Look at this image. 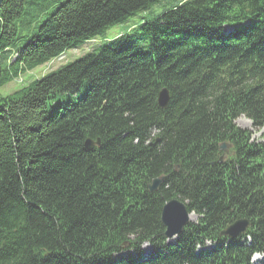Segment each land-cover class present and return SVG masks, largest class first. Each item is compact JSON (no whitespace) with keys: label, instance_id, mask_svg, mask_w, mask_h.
Masks as SVG:
<instances>
[{"label":"trees","instance_id":"obj_1","mask_svg":"<svg viewBox=\"0 0 264 264\" xmlns=\"http://www.w3.org/2000/svg\"><path fill=\"white\" fill-rule=\"evenodd\" d=\"M159 1L0 0V87ZM241 115L264 127V0H179L0 93V264H264V132ZM173 197L197 219L171 243Z\"/></svg>","mask_w":264,"mask_h":264},{"label":"rangeland","instance_id":"obj_2","mask_svg":"<svg viewBox=\"0 0 264 264\" xmlns=\"http://www.w3.org/2000/svg\"><path fill=\"white\" fill-rule=\"evenodd\" d=\"M177 1L179 0H161L159 2H156L151 5L148 9L139 11L136 14L130 16L127 20L108 27L103 35L96 36L95 38L90 40L78 42L74 48H69L64 52V57L62 60L54 61L50 64L44 63L33 68L30 71L21 74L19 77L13 79L11 82L0 87V93L3 95L8 94L14 91L15 89L20 88L22 85L28 84L32 80L40 78L49 71L55 70L63 64H67L80 58L81 56L94 50L97 46L103 44L104 42L111 40L120 34L126 33L131 27L136 26L141 21L147 18H151L152 16L158 15L165 8L169 7L171 4ZM83 92H85V90H82V93ZM235 122L240 127L252 130V138L254 140L261 139V134L264 131L263 127L260 129L252 127L251 122L243 115L239 116ZM192 218L195 220L196 216L192 215ZM142 249L144 252H147L149 248L147 245H143ZM259 257L260 256H258V258Z\"/></svg>","mask_w":264,"mask_h":264},{"label":"water","instance_id":"obj_3","mask_svg":"<svg viewBox=\"0 0 264 264\" xmlns=\"http://www.w3.org/2000/svg\"><path fill=\"white\" fill-rule=\"evenodd\" d=\"M158 104L160 108H165L168 104L169 95L168 90L163 87L158 93ZM100 139L95 140L91 138H86L84 140V147L86 149H91L94 145H99ZM228 145L220 144L219 149L226 151ZM177 168V166H175ZM165 179L164 175H159L158 177L151 180L147 185L148 191L156 192L159 190ZM192 212H189L186 203L179 198H171L166 200L161 208L160 221L164 227L163 236L167 240L175 239L183 230V228L192 221ZM251 225L249 219L238 218L231 222L225 229L221 231L222 235H225L231 239L238 237L240 234L244 233Z\"/></svg>","mask_w":264,"mask_h":264},{"label":"bare ground","instance_id":"obj_4","mask_svg":"<svg viewBox=\"0 0 264 264\" xmlns=\"http://www.w3.org/2000/svg\"><path fill=\"white\" fill-rule=\"evenodd\" d=\"M256 259H257V256H256Z\"/></svg>","mask_w":264,"mask_h":264}]
</instances>
